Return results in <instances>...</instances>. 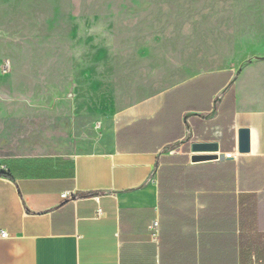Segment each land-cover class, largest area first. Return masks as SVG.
<instances>
[{
	"label": "crops",
	"instance_id": "obj_1",
	"mask_svg": "<svg viewBox=\"0 0 264 264\" xmlns=\"http://www.w3.org/2000/svg\"><path fill=\"white\" fill-rule=\"evenodd\" d=\"M240 80L207 70L130 103L91 151L0 139V264H264V108ZM194 141L219 158L193 162Z\"/></svg>",
	"mask_w": 264,
	"mask_h": 264
},
{
	"label": "rangeland",
	"instance_id": "obj_2",
	"mask_svg": "<svg viewBox=\"0 0 264 264\" xmlns=\"http://www.w3.org/2000/svg\"><path fill=\"white\" fill-rule=\"evenodd\" d=\"M223 68L264 108V0H0V139L99 149L119 110Z\"/></svg>",
	"mask_w": 264,
	"mask_h": 264
},
{
	"label": "water",
	"instance_id": "obj_3",
	"mask_svg": "<svg viewBox=\"0 0 264 264\" xmlns=\"http://www.w3.org/2000/svg\"><path fill=\"white\" fill-rule=\"evenodd\" d=\"M239 145L238 151L241 153H247L251 150V132L247 127H242L239 130ZM192 152V161H205L209 159L219 158V143L215 141L202 142L194 141L191 146Z\"/></svg>",
	"mask_w": 264,
	"mask_h": 264
},
{
	"label": "built area",
	"instance_id": "obj_4",
	"mask_svg": "<svg viewBox=\"0 0 264 264\" xmlns=\"http://www.w3.org/2000/svg\"><path fill=\"white\" fill-rule=\"evenodd\" d=\"M10 67H11L10 65H2V69H3L4 72H8V70L10 69ZM227 155L230 156L231 153H229ZM63 196H66V194H63ZM8 235H9L8 231H5V230L0 229V237L6 238V237H8Z\"/></svg>",
	"mask_w": 264,
	"mask_h": 264
}]
</instances>
